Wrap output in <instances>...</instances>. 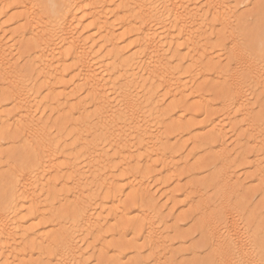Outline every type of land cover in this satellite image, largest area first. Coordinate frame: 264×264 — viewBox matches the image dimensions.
<instances>
[{"label": "bare ground", "instance_id": "obj_1", "mask_svg": "<svg viewBox=\"0 0 264 264\" xmlns=\"http://www.w3.org/2000/svg\"><path fill=\"white\" fill-rule=\"evenodd\" d=\"M7 1L0 0V14L22 10L13 22H24L17 43L29 41L30 46L27 65L16 69L7 32L0 27V87L9 95L0 103V173L9 175L0 197V264H88L83 243L91 236L94 252L98 247L109 251L102 243L111 222L117 233H136L132 246L114 252L128 250L139 264L174 262L167 258L173 243L164 238L161 208L146 181L165 175L167 185L187 175V155L168 144L172 135H191L196 128L193 120L186 127L179 124L184 115L208 107L197 93L186 94L215 49L210 43L219 39L212 36L216 21L227 30L228 44L221 46L225 63L219 61L213 75L227 91L219 112L209 116L213 138L205 146L214 151L209 164L221 187L219 212L205 215L209 207L200 201L203 190L190 186L187 205L202 217L208 238L203 247L180 256L205 249L210 264H259L264 234L260 229L250 233L236 219L241 189L232 157L238 161L251 154L263 179L264 133L248 97L259 104L264 100V26L255 37L258 65L233 38L252 14L227 20L225 11L231 9L221 0H41L45 16L30 0H17L18 8ZM191 96L198 103L188 114L178 101ZM47 113L68 121L65 130L52 135ZM217 115L223 120L212 118ZM225 123L239 143L233 152ZM241 124L248 128L244 136L237 134ZM8 143L28 156L26 165H11L8 151L1 150ZM263 191L264 180L256 194ZM122 197L139 208L134 218L120 206ZM65 220L71 221L69 227ZM139 240L143 243L137 246Z\"/></svg>", "mask_w": 264, "mask_h": 264}, {"label": "rangeland", "instance_id": "obj_2", "mask_svg": "<svg viewBox=\"0 0 264 264\" xmlns=\"http://www.w3.org/2000/svg\"><path fill=\"white\" fill-rule=\"evenodd\" d=\"M30 1H32L38 9L42 10L43 5L41 3V0ZM221 1L223 2V4L225 3L224 5H227L225 6L226 8L230 7L231 9L228 10V8L225 11L227 20L230 19L228 16H231V19H234L235 14L238 18L242 17V15L245 16L249 13L252 14V16L248 17L247 20L243 23L242 30H237L236 34L234 32L233 38L235 45H237L247 57H252L253 60L256 61V63L259 65L262 60L257 56L256 47L254 45L256 44L257 40L255 38L256 35H258V33L262 31V28L264 26V8L261 7L262 0H247L242 4H239V0ZM6 4L14 8L15 6H17L18 8V5L20 3L17 0H8ZM10 11L11 12L9 13L5 12L7 14H0V27L2 26V28L5 29L8 35L7 39L8 42H10L8 45L12 48L13 52V60L11 62L14 64L15 68L17 67L20 70V68H25L28 63L29 57L27 55L29 54L28 51L30 43L29 41H25L22 45L17 43L18 38L16 36L21 31L24 22H13L19 18L18 16L21 15L22 10L18 8ZM228 11H231V14ZM42 12L45 16V11L42 10ZM109 20L111 25H117L115 18L110 17ZM216 22L213 23L214 28L212 29V31L214 32V34L212 36H219V39L217 40L216 37H213V41L212 43H210V46L214 47L215 49L209 50L210 57L208 59L210 60L205 61V63L202 65V71L198 74V77L195 78V81L193 83L194 85H192V90L189 92V94H186L187 96L192 92L197 93V95L200 96L199 102L208 103V107H206V109L204 106H202L201 109L195 113V116L190 114V116L186 118L184 115L179 124H182L183 127H186L188 125V121L193 120L195 123H197L196 128L194 129V131H192L191 135H187V133L181 134L180 136H178L179 134L172 135L170 137V143L168 144V146L175 147L177 150L179 149V147L182 148L183 155H187L186 157H188L187 169H193L194 173L192 172L191 174L186 169L185 172L187 173V175H181L180 177L173 179L171 183H168L167 185H163V183L166 181L165 175L156 176L155 178H151L146 181L147 184L151 185L152 194L156 200V203H158L159 207L161 208V218L164 219L163 229L166 233L164 238L173 243L171 246L173 252L171 255H167V258L172 259V261L174 260L172 264H210L212 259L209 253L205 251V249H201L196 256H180V254L182 253V251H187L186 253H189V249L194 247H203L208 238L207 230L205 229L204 223L202 222V217L194 216L192 206L187 205V195L189 193L188 189L190 188V186L195 185L199 189L203 190L201 196L202 198L200 199V201L201 203L209 207V210L205 215H211L219 212V202H217V200L221 187H218L217 182L215 181V179L217 180V170H215L209 164L210 161H213L214 151L210 150L208 146H205V144L213 138L211 134L212 126L210 123H208L209 116L212 113L214 115L219 112V104L225 95V91H227V88L223 84V82H220V84H218V81L220 80L216 79V77H214L213 75V68L217 66V63H219V61L223 62V64L225 63L224 61L227 57V54L224 48H222L221 46L223 42L226 43V46L228 44V34L226 33L227 30L225 29V27L219 25V22ZM234 23H231V26H233ZM87 24L88 22L85 24V26ZM117 29L118 28H116L115 30L117 31ZM120 33L121 31L117 34ZM20 54L22 55V57L20 56ZM223 64L221 66H223ZM183 67L187 68V64L184 63ZM260 67L264 66L260 65ZM182 78H184V76ZM33 85H35V83H33L31 86ZM38 87L39 85H37L36 87L37 90ZM6 90V88L0 87V103L5 100V97L9 100V95L8 93H6ZM259 93L260 92H258L257 94ZM42 95V97H44V94ZM37 96L39 97L38 94ZM81 96H83V94ZM42 97L39 98V100H41ZM189 98L184 102L178 101L179 103H182V107L185 108L184 110H186L188 114L191 113L195 104L198 103V101L195 100L192 96ZM248 99L250 101V109L253 110V117L255 121L258 120V122L260 123L259 126H261V129L259 130L264 133V121L261 120L262 118H264V100H260L259 104L255 97L253 98L252 96H249ZM167 101V104L165 103L166 106L171 107L170 101ZM8 103L9 102L4 103V110L6 112H9L12 107V105ZM45 108H48V106H45ZM206 110H208L207 114H205ZM212 118L216 120L220 119L221 116H212ZM45 119L49 121V124L47 125L49 132H51L52 135H55L58 130L64 131L65 127L68 126L66 125L68 121L63 119L58 120L48 113ZM220 120H223V118ZM241 120L242 118H238V121ZM224 126L226 128L227 134V146L229 150L233 152L235 150V145H238L239 143L237 142V138L236 136H234V133H231V131L229 130V124L225 123ZM256 128L259 127L256 126ZM246 130H248V128H245V126L241 124L240 128L237 131L238 136L246 135ZM68 133L69 130H67L66 134ZM67 137L66 141H69L70 137L69 139ZM242 142L243 141H241L240 143ZM66 143L70 144V142ZM15 145L12 146L9 143L5 144L4 148H2L1 150H4L5 153L6 151H8V154H10L9 160L11 162V165L16 168L18 166L26 165L29 159L24 152H22L21 150H16L17 145ZM251 149L252 148L248 147L249 151H251ZM235 157V155H233L232 157V161L235 163L236 168L234 169V173L238 179V187L239 189H241L238 196L236 197L238 199L237 208L235 209L236 219L241 224V226L244 229L248 230L250 233H254V231H258L260 229L264 234V191L256 194V191L262 187L264 176L262 180L257 177L255 168L256 163L251 154L246 155L245 158H241L238 161H235ZM15 168L13 169L15 170ZM8 182L9 175L0 173V197L3 195L2 192H4L5 186L8 184ZM122 196L124 197V195ZM194 201L198 202L199 200L195 198ZM121 204L122 205L120 206L123 207V209L126 208L127 210H129L128 218H134L137 215V210H139L138 207H131L129 202L124 198ZM119 218H121L120 215L118 219ZM67 221L68 220H65L63 222H65L64 225L66 224L69 227L71 225V221L68 222L69 224L66 223ZM38 222L39 220L32 222L31 224H36ZM114 223L115 222H111L110 224H108V233L104 234L106 237L104 238L105 240H103L102 243L103 246L106 245L109 247V251H106L104 247L102 250H100V248L98 247L94 252L92 250V247H94L95 243L94 239L91 236L86 239V243H83L84 257L90 258L88 264H139V259L136 254L128 250L123 251L122 253H119L117 251L114 252V250L116 249L115 247H117V249L123 247L129 248L130 246H132L131 243L136 240L135 232H115L116 230L113 228V226L117 225H113ZM108 225L105 227H108ZM36 232L39 233L38 231ZM142 243L143 242L139 240L137 241L136 245L140 246L142 245ZM33 258L35 259L36 256ZM108 258L111 259L110 262L107 260Z\"/></svg>", "mask_w": 264, "mask_h": 264}, {"label": "snow or ice", "instance_id": "obj_3", "mask_svg": "<svg viewBox=\"0 0 264 264\" xmlns=\"http://www.w3.org/2000/svg\"><path fill=\"white\" fill-rule=\"evenodd\" d=\"M261 7L264 8V0H262ZM213 264H215V262H213ZM238 264H255V262L254 261H240L238 262ZM259 264H264V257L261 258V260L259 261Z\"/></svg>", "mask_w": 264, "mask_h": 264}]
</instances>
